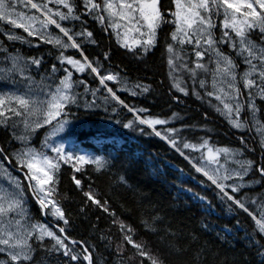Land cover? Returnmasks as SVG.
Here are the masks:
<instances>
[{
  "label": "trees",
  "instance_id": "1",
  "mask_svg": "<svg viewBox=\"0 0 264 264\" xmlns=\"http://www.w3.org/2000/svg\"><path fill=\"white\" fill-rule=\"evenodd\" d=\"M161 3L162 11L171 21L173 17L169 12L175 11L174 3L172 0H161ZM76 5L77 12L82 13L84 11L82 0H76ZM49 7L57 10L55 4H49ZM17 10L39 16L34 9L30 10L21 4L17 5ZM59 10L67 11L62 7ZM81 19L86 22L67 20L60 23L74 33L84 30L93 33L91 38L86 35L75 37L90 60L100 62L104 68L118 73L121 80L149 87L147 92H141L140 88H136L138 94L132 95L121 90L119 83L106 82L129 107L134 110H148L138 113L141 118L168 121L166 124L154 125L155 131H159L162 136L175 135L178 143L199 145L206 140L209 148H229L233 151L239 149L243 152V155L236 156L240 160L264 161V149L260 147V138L252 124L249 123L243 130L234 128L226 116L217 111V107L223 109V104L214 96L206 95V92L213 91L209 83L212 77L210 74L200 73L197 77V81L206 80L205 88H200L199 83L190 79L188 73L183 70L178 69L170 75L167 46L173 44L174 47H180L171 40L175 24H162L157 30L155 46L145 52L141 45L133 48L134 51L121 47L113 29L105 30V25L93 19L92 15L82 16ZM222 19L221 16L214 20L217 27L213 31L217 38L223 31ZM49 26L52 31L63 36V33L54 26ZM8 30L23 36L30 43L7 40L4 33ZM64 38L67 41V37ZM253 39L260 42L259 36L255 33ZM91 40H95V43L90 42ZM219 47L224 52L231 53L227 44ZM183 48L186 53L185 61L190 67H194L192 62L196 57L193 45L185 44ZM0 49H6L0 50V66L8 63L7 58L12 54L28 59L34 57L39 59L41 64L39 68L35 66L29 72L36 78L52 76L55 84L65 76L64 68L70 67L66 63L61 64L58 59L60 52L64 50L52 43L44 42L38 36L29 37L23 28H13L3 21H0ZM105 53L109 55L108 60H104ZM64 55L81 59L77 50L72 48L64 51ZM231 55L235 57V53ZM204 61H208L207 55ZM237 62L239 63L238 58ZM53 65L57 69L55 72L52 70ZM209 67L213 68L214 65L209 64ZM245 67L241 63L238 71L243 72ZM71 70L73 81L83 80L85 83L74 85L77 103L69 106L67 118L71 125L65 128L63 138L77 141L79 147L105 159L108 164L101 171H97L94 164L77 165L81 167V171L75 172L72 163L59 161L60 170L55 174L57 183L54 199L61 206L69 223L64 225L63 221L56 217L45 215L48 209L42 211L32 191L27 189L29 196L27 207L32 217L31 223L65 227L64 234L58 232V227L52 228L58 235H67L71 240L83 242L93 254V264H140L143 258L136 255L137 249L125 241L126 229L124 231L120 229V222L133 230L128 235H131L134 241L146 245L153 253L160 255L165 264H193V254L197 250L202 253L201 264H224L225 261L227 264H232L233 261H236V264H243L244 261L247 264H259L260 258L250 241L259 239L264 243V236L253 231L252 218L240 209L234 208V211L230 212L231 201H222L217 194L218 189L211 185L202 173L196 172L188 160L165 139L156 136L153 128L138 124L134 112H129L127 108L112 100L94 74H90L87 69L83 73L72 68ZM172 76L187 89L188 95H184L173 86ZM7 86L0 84V91H6ZM94 89H99L95 96L92 95ZM196 93H200L203 99L198 98ZM256 102L261 106L260 118L264 121V101L257 99ZM14 119L19 121L18 117ZM240 119L250 121L247 105L240 113ZM129 121H133L137 130L123 127ZM55 124L56 121L53 122V125ZM53 125H46L31 133V145L50 157L56 156L49 147L51 140H48L46 147L44 142ZM20 126L21 124L18 131ZM170 129H174L175 132H170ZM242 137L246 142L244 144L241 143ZM0 146L11 151L20 147V144L12 139L9 130L0 127ZM248 148L255 150L248 151ZM205 149L183 151L198 164L203 165ZM217 160L219 163L234 166L225 154ZM13 170L23 179L22 172ZM73 176L81 180L80 187L76 186ZM121 177L126 182H122ZM255 179H259L258 173L250 172L245 177V181L249 182ZM23 181L25 185L28 184L27 180ZM227 183L230 184L232 181ZM46 187L50 188L52 185ZM189 189L191 191H188ZM84 192H91L102 204L107 202L105 205L107 211L88 201ZM242 192L259 201L260 197H264V185L254 184L250 188L242 189ZM199 196L206 197V201H201ZM207 201L211 202V207ZM248 207L250 210L256 209L255 204H249ZM154 214L160 217L155 223ZM147 225H152L156 231L149 230ZM29 243L35 248L34 260L21 264H67V257H63L62 253H49L44 247H50L55 243L50 238L45 237L40 242L34 236ZM171 243H174L182 254L178 255L172 251ZM73 247L77 252L81 251L79 245ZM6 261L7 256L0 254V264H5ZM144 264H148V261H144Z\"/></svg>",
  "mask_w": 264,
  "mask_h": 264
},
{
  "label": "snow or ice",
  "instance_id": "2",
  "mask_svg": "<svg viewBox=\"0 0 264 264\" xmlns=\"http://www.w3.org/2000/svg\"><path fill=\"white\" fill-rule=\"evenodd\" d=\"M172 2L175 5V11L169 12V15L173 17L169 21L162 11L161 0H82L84 9L82 13L77 12L76 0H36V2L33 0H0V21L13 28H23L29 37L38 36L44 42L52 43L64 51L69 48L76 49L81 59L65 56L64 51H61L58 56L60 63H66L81 73L86 69L89 70L90 74H94L99 80V84L107 91L112 100L127 108L129 112H134L138 124L147 125L149 128H153L154 125L166 124L168 121L141 118L138 113L147 112V109L134 110L125 104L116 91L106 83L111 81L123 84L124 81L121 80L119 74L104 68L100 62L90 60L81 48V44L75 39L76 36L84 35L91 38L93 33L86 30L74 33L71 29L62 26L60 22L81 20V23H85L86 21H83L81 17L92 15L93 19H97L102 25H105V30L113 29L117 35V42L128 51H134L127 40L129 32L135 31L140 36L146 37L143 41L139 39L133 41L134 44L141 45L145 52L155 46L157 30L161 25L173 23L176 27L171 33V40L180 47H174L173 44L167 46L170 75L178 69L183 70L188 73L190 79L199 83L200 88H205L206 80L199 79L197 81V77L200 73L210 74L214 90L206 92V95L214 96L223 104V109L217 107V111H221L234 128L243 130L251 123L260 136V147L264 149V123H261L257 117L261 106L256 103L257 99L264 101V0H172ZM18 4L30 10L34 9L36 13H39V16L17 11ZM49 4H55L57 10L54 11L52 7H49ZM60 7L67 11H60ZM221 16L223 17L221 21L223 31L217 38L213 31L217 27L214 20ZM57 17L58 19H56ZM36 24H39L40 27L36 28ZM49 25L59 29V32L67 37V42L59 36L53 37L50 32L46 31ZM122 28L124 29L123 39H121L122 34L117 31ZM145 29L146 31H144ZM254 33L259 36V43L253 39ZM4 35L9 41L29 42L11 30L6 31ZM90 42L95 43V40ZM185 44L193 45L196 57V60L192 62L194 67H190L184 59L186 53L183 46ZM224 44L228 45L231 53H235V57L219 47ZM0 50L6 51V49ZM206 55L208 56L207 62L204 61ZM108 59L109 55L105 53L104 60ZM7 60L8 63L0 67V84L11 85V88L7 91H0V118H3L0 119V127L9 130L12 139L18 141L20 147L10 151L8 148L0 146V254L7 256L5 264L32 262L35 248L29 241L35 236L36 240L42 242L46 236L55 243L50 247H44L49 253H62L63 257H67V264L81 261L93 264V254L83 242L71 240L67 235H58L45 224L31 223L32 217L25 201L26 189H30L41 210L48 209L44 213L45 215H52L67 225L69 221L61 206L54 199L55 184L57 183L55 174L60 170L59 161L72 163L75 172L81 171V167L77 165L94 164L96 170L101 171L108 164L101 157L89 158L85 155L66 153L63 145H52L50 150L56 153V156L50 157L45 152L32 147L30 135L27 134L46 125H53V121H56L52 132L45 138L44 146H48V140L52 136L63 132L66 126L71 124L67 118L70 111L69 106L77 103V94L73 93L72 89L75 84H84L85 81H73V71L66 67L64 68L66 75L59 79V83L55 84L53 88L52 83H47L44 80L37 83L29 72L30 65L34 64L37 68L40 67L39 59L33 57L24 60L17 55L10 56ZM241 63L246 66L243 72L238 71ZM209 64H213L214 67L210 68ZM52 70L53 72L57 70L55 65ZM172 79L173 86L184 95H188L187 89L177 82L176 77L172 76ZM136 87L140 88L141 92L149 91L148 86L137 84ZM85 90L88 91L87 88ZM97 91L99 89L92 90V95L95 96ZM131 94L137 95L138 93L133 91ZM196 95L203 99L200 93H196ZM225 98L234 103L226 102ZM105 101L107 102V98ZM245 105L251 113L250 121L248 119L241 121L240 119V113L245 109ZM85 106L91 107V105ZM15 117L20 118L19 121L14 119ZM20 124L24 127V134L18 131ZM123 127L137 130L133 121H129ZM138 130L144 131L143 129ZM153 130L155 131L154 128ZM169 131L175 132L174 129ZM155 135L165 139L172 148L189 161L196 172L202 173L211 182V185L218 189L217 194L222 201H231L230 212L236 208L247 213L254 221L253 231L264 236V197H260L257 201L242 192V189L250 188L254 184L264 185V161L233 160V163L238 165L237 168L228 169L221 164L218 168L206 170L205 166L198 164L183 150L199 151L201 148H207L209 160L217 163H219L217 156L220 153H224L226 157H235L243 155V152L239 149L233 151L229 148H221L216 150V155H213V149L208 147L206 140L197 145L187 142L178 143L175 135L162 136L159 131H155ZM241 143H246L243 137ZM247 150L254 151L255 149L248 148ZM7 165L22 172L23 180H27L29 183L25 185L20 178L13 176ZM250 172L258 173L259 179L245 181V177ZM120 179L122 182H126L123 177ZM73 180L76 186L80 187L81 180L75 176H73ZM233 180L236 182L227 183ZM32 181L35 184H32ZM47 185H52V187H46ZM84 196L88 201L107 211L105 206L107 202L102 204L91 192H84ZM198 198L201 201H206L204 196ZM207 203L211 207V202L207 201ZM249 204H255L256 209L250 210ZM159 220L160 217L154 214L153 223ZM145 223L147 224V222ZM147 226L149 230L156 231L152 225ZM52 227H58L60 234L66 233L65 227L58 225ZM120 229L122 231L126 229L124 231L125 241L137 249L136 255L143 258L140 264H144V261H148V264H165V260L160 255L153 253L146 245L134 241L132 236L128 235L133 231L130 227L126 228V225L120 222ZM250 243L255 246L256 255L260 258L259 264H264V243L259 239H253ZM73 245H79L81 251L77 252ZM170 248L176 254H182L174 243L170 244ZM201 255L199 250L193 254V264H201ZM224 264H227V261ZM232 264H236V261H233ZM243 264H247V262L244 261Z\"/></svg>",
  "mask_w": 264,
  "mask_h": 264
},
{
  "label": "rangeland",
  "instance_id": "3",
  "mask_svg": "<svg viewBox=\"0 0 264 264\" xmlns=\"http://www.w3.org/2000/svg\"><path fill=\"white\" fill-rule=\"evenodd\" d=\"M17 11H20V10H17ZM55 11V10H54ZM21 12H24L25 14H31V13H29V12H27V11H21ZM58 18V17H57ZM121 23H123V22H121ZM35 27L36 28H39L40 27V25L39 24H36L35 25ZM59 30V29H58ZM46 31H48V32H50L51 34H52V36L53 37H55V36H59L62 40H64L65 42H67L66 40H65V38L62 36V35H60V34H58L57 32H55V31H52L51 29H50V26L48 27V29L46 30ZM117 31H119L122 35H121V39H123L124 37H123V33H124V29L122 28V29H118ZM144 31H146V29L144 30ZM115 35H116V32H115ZM79 37V36H78ZM146 37H142V36H140V34L139 33H137V32H135V31H133V32H129L128 34H127V40H128V43H129V45L132 47V48H135V47H137V46H139V45H136V44H134L133 43V41L134 40H137V39H139V40H141V41H143L144 39H145ZM116 39H117V35H116ZM10 56H17L16 54H12V55H9V57ZM18 56H20V57H22L24 60H27L28 58H25V57H23V56H21V55H18ZM21 62H23V61H21ZM0 67H2V66H0ZM35 67V65L33 64V65H30V68H29V70L31 69V68H34ZM67 68H69L70 70H71V66L70 67H67ZM72 71V70H71ZM31 74V76L35 79V81L37 82V83H39L41 80H44L45 82H47V83H52L53 84V88H54V86H55V83H53V79H54V77H52V76H43V77H41V78H36L32 73H30ZM66 75V74H65ZM72 79H73V77H72ZM124 81V80H123ZM210 86H211V88H212V90H214L213 89V84H212V77H211V80H210ZM58 84V83H57ZM136 85L137 84H131V83H129V82H127V81H124V83L123 84H121V83H119V86H120V88H121V90H123V91H128V92H130V93H132L133 91H135L136 92ZM218 87H219V85H218ZM11 88V85H8L7 86V90L8 89H10ZM6 90V91H7ZM227 90V89H226ZM72 92L73 93H75L76 94V91H75V89H74V87H73V89H72ZM223 98V97H222ZM225 100H226V98H225ZM226 102H228V103H234L233 101H228V100H226ZM257 103V102H256ZM242 112V111H241ZM249 116H250V118H251V113L249 112ZM257 117H258V119H260V121H261V123H264V121L260 118V112L259 113H257ZM233 118H235V117H233ZM0 119H3V118H0ZM20 119V118H19ZM54 122V121H53ZM69 125H71V124H69ZM68 125V126H69ZM67 127V126H66ZM254 129H255V131H256V128L255 127H253ZM39 129V128H38ZM38 129H36V130H38ZM52 130H53V126L49 129V132H48V134L50 133V132H52ZM20 133H22V134H24V127H23V125L21 124V126H20V131H19ZM32 133V132H31ZM31 133H27L28 135H30V144H31ZM256 133H257V131H256ZM258 134V133H257ZM259 136V135H258ZM64 137V131L63 132H61V133H59V134H57V135H55V136H52L51 138H50V140H51V143L49 144V147L51 148V146L52 145H63V147H64V149H65V152L66 153H72V154H74V155H85V156H87V157H89V158H95V157H97V156H94V155H92L91 153H89L88 151H86V150H84V148H82V147H79L78 146V142L77 141H75V140H73V139H69V138H63ZM259 138H260V136H259ZM32 147H34L33 145H31ZM35 148V147H34ZM210 148H212L213 149V155H216V150L217 149H221V148H219V147H216V148H213V147H210ZM36 149V148H35ZM204 154H205V162L203 163V166H205V168H206V170H211V169H215V168H218L219 167V165H224V167L225 168H228V169H232V168H237L238 167V165H236L235 163H234V166H232V165H228V164H226V163H217V162H215V161H212V160H209V158H208V149L206 148L205 150H204ZM222 154H224V153H220L218 156H217V159L218 158H220V156L222 155ZM229 159L232 161V163H233V160H240V159H238L236 156L235 157H231V156H229ZM7 167L9 168V170L12 172V174H13V176H16V177H18V178H20L22 181H23V179H22V177L18 174V172H16L15 170H13L9 165H7ZM28 183H29V181H27ZM233 182H236L235 180H233L232 181V183ZM23 183H24V181H23ZM32 184H35V182L34 181H32L31 182ZM25 184V183H24ZM28 200H29V196H28V191H27V189H26V196H25V201H26V205H27V202H28ZM28 208V207H27ZM33 224H38V223H33ZM47 226V225H46ZM49 227V226H48ZM50 228V230H53V231H55L52 227H49ZM46 237V236H45Z\"/></svg>",
  "mask_w": 264,
  "mask_h": 264
}]
</instances>
